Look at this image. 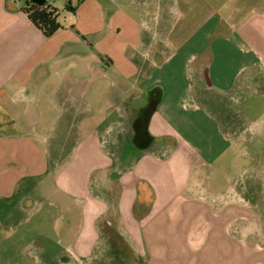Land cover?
Listing matches in <instances>:
<instances>
[{
	"label": "crops",
	"instance_id": "obj_1",
	"mask_svg": "<svg viewBox=\"0 0 264 264\" xmlns=\"http://www.w3.org/2000/svg\"><path fill=\"white\" fill-rule=\"evenodd\" d=\"M71 1L0 0V264H264V0Z\"/></svg>",
	"mask_w": 264,
	"mask_h": 264
},
{
	"label": "trees",
	"instance_id": "obj_2",
	"mask_svg": "<svg viewBox=\"0 0 264 264\" xmlns=\"http://www.w3.org/2000/svg\"><path fill=\"white\" fill-rule=\"evenodd\" d=\"M23 3L22 10L46 36L53 35L62 27L56 0H15ZM67 9L72 10V1L68 0Z\"/></svg>",
	"mask_w": 264,
	"mask_h": 264
},
{
	"label": "rangeland",
	"instance_id": "obj_3",
	"mask_svg": "<svg viewBox=\"0 0 264 264\" xmlns=\"http://www.w3.org/2000/svg\"><path fill=\"white\" fill-rule=\"evenodd\" d=\"M20 263H23V262H20Z\"/></svg>",
	"mask_w": 264,
	"mask_h": 264
}]
</instances>
